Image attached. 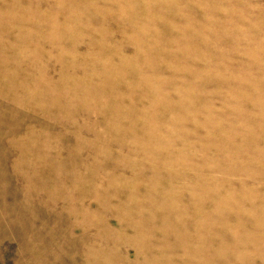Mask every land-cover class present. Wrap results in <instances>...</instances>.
<instances>
[{
    "label": "rangeland",
    "instance_id": "374dc122",
    "mask_svg": "<svg viewBox=\"0 0 264 264\" xmlns=\"http://www.w3.org/2000/svg\"><path fill=\"white\" fill-rule=\"evenodd\" d=\"M0 264H264V0H0Z\"/></svg>",
    "mask_w": 264,
    "mask_h": 264
},
{
    "label": "bare ground",
    "instance_id": "6f19581e",
    "mask_svg": "<svg viewBox=\"0 0 264 264\" xmlns=\"http://www.w3.org/2000/svg\"><path fill=\"white\" fill-rule=\"evenodd\" d=\"M211 224V221L210 222H208V225H210Z\"/></svg>",
    "mask_w": 264,
    "mask_h": 264
}]
</instances>
